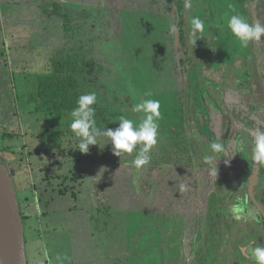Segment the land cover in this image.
Masks as SVG:
<instances>
[{
  "label": "rangeland",
  "instance_id": "rangeland-1",
  "mask_svg": "<svg viewBox=\"0 0 264 264\" xmlns=\"http://www.w3.org/2000/svg\"><path fill=\"white\" fill-rule=\"evenodd\" d=\"M57 2L79 18L71 38H66V45L64 32L58 25V52L61 51L60 56L65 58L72 56L73 66L80 70L79 79L83 89L86 93H96V114L101 127L114 130L119 126L118 118L122 115L138 119L132 107L145 93H151L150 98L160 101L161 119L158 142L151 151V162L142 169L132 165L135 153L116 157L112 154L111 144L105 145L103 138L99 141L98 151L84 155V163L86 160H96L105 163V169H109L108 174H104L107 189L98 185L101 194L97 203L100 209L86 206L84 200L78 201L76 211L71 215L58 216L61 223L56 221L57 231L43 233L44 240L40 239L34 248L32 233H29L26 225L30 264H46L48 261L51 264H72L70 260L77 257H82V264H101L103 258L113 254L112 249L107 250L105 244L99 243L100 239L96 238L93 242L88 237L89 226L84 207L87 213L94 211L102 222L103 218L105 220L104 214H107L105 210L121 209L128 203L127 193H130L131 199L136 197L131 203L137 204V220L134 221L137 228L136 264H203L199 258L203 252L200 246L205 244L204 249L208 246L211 250L215 236L218 240L215 244L224 247H221L222 253L213 252L210 259L217 256L219 260L224 259V264H241L231 259L234 255L231 246L234 243L229 239L227 229L233 219L231 223L237 224L235 235L240 237L238 233L243 230L241 219L247 216L258 218V212L245 209L239 200H236L235 206L222 207L220 200L226 197L230 199L233 188L219 179L224 171L234 174L241 169L239 183L243 185L253 165L252 138L256 131H264V37L256 43V50L254 45V54L259 57V63L254 67L249 64L250 47L241 48L227 29V17L233 14V10L243 14L242 5L236 0L191 2L188 16L190 25L193 28L191 20L194 17L204 22L203 29L197 30V55L202 63L220 71L218 74L225 79L220 86H217V81L210 80L206 88L199 85L197 71L190 76L184 72L185 57L179 42L175 0ZM256 8L259 10L257 19L264 22L263 0ZM3 9L10 10L7 6H3ZM81 14L84 15L81 17ZM173 25L174 32L171 30ZM11 55L15 58L10 70L13 73L19 74L25 69V73L42 75L47 72V61L53 55V50L49 53L41 48L33 54L30 50L12 47ZM88 62H92L94 67H85L84 63ZM213 76L211 74L210 78ZM189 78L194 80V84L188 103L190 122L187 137L194 132L200 138L221 142L227 148V155H217L204 146L203 151L209 153V165L202 156L186 151L183 144L181 155L176 152L175 145L187 138L182 132L180 119V92L184 87L183 82ZM227 79L230 80L226 82ZM56 122L69 129L71 117L69 115L66 119L58 115ZM3 156L0 152L4 160ZM192 159L193 165H188ZM10 168L18 172V167L11 165ZM118 169L121 178L113 184L112 176ZM237 183L235 181L233 185L236 187ZM85 189L93 191L94 186L87 184ZM216 190L218 194L211 200ZM183 195L191 198L185 203L189 208L180 211L178 205L186 199ZM213 199H216L214 208L218 209L213 208ZM175 202V209L170 208ZM209 206L211 209L208 212ZM218 212L222 217L217 216ZM193 214L196 218L191 217ZM211 217L216 219H209ZM257 221L253 223L258 224ZM261 223L264 225V222ZM125 248L119 254H123Z\"/></svg>",
  "mask_w": 264,
  "mask_h": 264
},
{
  "label": "crops",
  "instance_id": "crops-1",
  "mask_svg": "<svg viewBox=\"0 0 264 264\" xmlns=\"http://www.w3.org/2000/svg\"><path fill=\"white\" fill-rule=\"evenodd\" d=\"M57 5L66 11H70L57 0H0V152L4 154V161L9 166L18 167V172L14 171L16 173L14 180L21 202L20 207L27 217L25 232L27 225L29 233H32L33 248L35 244L38 245L40 239L44 240L43 233L57 231L56 221L61 223L57 217L73 214L74 210L78 208L76 205L78 201L84 200L86 206L100 209L99 203H97L100 202L101 194L98 185H103L102 188H106L104 174L109 172V169L104 167L105 163H98L96 160H86L84 163L86 156L80 153L77 147L79 139L76 137L77 140H74L75 135L70 128L60 126L61 130H57L56 123L50 117L49 108L43 105L41 91L44 88L45 79L51 77L58 69L63 71L65 75L71 73L74 67L71 55L65 58L60 56L59 52L61 51L58 52V25L60 24L64 32L65 45L66 38H71V33H67L65 20L57 13ZM3 6H7L10 10L5 11ZM83 15L81 14V17ZM12 47L25 51L30 50L33 54L35 51L39 52L41 48L49 53L53 50V55L49 56L47 61L46 74L31 75L25 73L27 71L25 69L19 74L10 71L11 66L15 64V58L11 55ZM248 56L250 57L249 64L256 67L259 63L257 62L259 60L258 55L255 56L254 51L251 50L248 52ZM194 71L197 70H193L191 74ZM184 72L189 74L185 67ZM219 72L215 71L212 66L207 71L209 75L207 77H200L198 72L197 81H199V85L207 88L211 80L217 81L219 84L217 86H220L225 79L223 75L218 74ZM211 74L215 76L210 78ZM229 80L227 79L226 82ZM187 81L193 87L194 80L189 78L183 83L185 84ZM189 92L192 94V88ZM262 92L261 89L260 93L262 94ZM181 93L182 90L180 96ZM182 125L184 124L182 123ZM187 131L186 129L182 130L186 137ZM51 136L57 139H52ZM187 138L192 140L194 144H198V151L200 147L202 150L204 146L210 148L212 143L206 137L200 138L194 132ZM98 148L95 145L94 148L90 146L89 152L94 154ZM101 168L105 170H101ZM118 171L119 169L113 173V184H116L121 178L119 177L121 172ZM87 184H92L94 190L85 189ZM176 188L178 191L179 188ZM130 196V193H127L128 203L123 208L105 210L107 214H104V222L99 221L94 211L87 213L86 206L84 207V215L89 226L88 237L93 242L98 238L100 239L99 243L107 246V250L111 251L112 249L113 254L103 258L100 261L101 264H136L137 228L134 221L137 220V204L131 203V200H135L136 197L131 199ZM184 198L186 199H183L178 205L179 209L177 208L180 211L189 208L185 203L191 197L186 196ZM214 202L211 203L213 208ZM176 204L177 202L172 204L170 208L175 209ZM210 209L209 206L208 212ZM191 217H195V214ZM253 220L257 221L256 218ZM241 222L244 220L241 219ZM109 234L111 238H108ZM124 247L126 248L123 254H119V251ZM70 261L72 264H82V257ZM59 263L62 262L59 261ZM33 264L39 263L34 262ZM46 264L51 263L48 261Z\"/></svg>",
  "mask_w": 264,
  "mask_h": 264
},
{
  "label": "clouds",
  "instance_id": "clouds-1",
  "mask_svg": "<svg viewBox=\"0 0 264 264\" xmlns=\"http://www.w3.org/2000/svg\"><path fill=\"white\" fill-rule=\"evenodd\" d=\"M262 0H252L251 6L256 8ZM193 31L191 43L195 45L197 39L196 30H202L204 22L198 17L191 20ZM227 29L243 49L258 43L264 37V22L259 19L249 21V18L233 10V14L227 17ZM175 31V26H171ZM213 51V50H212ZM151 93H145L132 107V111L138 114V119L133 120L126 116L118 118V127L113 129L97 126L96 111L97 103L95 92L82 94L77 99V106L70 112V129L79 139V152L87 155L90 146H98L101 138L105 145L111 144L112 154L123 157L133 154L132 165L136 169H142L151 162V151L158 142L159 120L161 119L160 101L150 98ZM251 159L258 165H264V131L258 130L252 138ZM210 148L215 154L225 153L227 148L221 142H212ZM244 148H241L243 151ZM224 155V156H225ZM223 156V157H224ZM227 164L228 161H225ZM101 170H105L101 168ZM100 170V172H101ZM184 186H181V191ZM253 258L256 264H264V246H258L253 250Z\"/></svg>",
  "mask_w": 264,
  "mask_h": 264
},
{
  "label": "trees",
  "instance_id": "trees-1",
  "mask_svg": "<svg viewBox=\"0 0 264 264\" xmlns=\"http://www.w3.org/2000/svg\"><path fill=\"white\" fill-rule=\"evenodd\" d=\"M192 0H175L176 3V15L179 19L178 23V29H179V42L180 46L183 50L184 53V61H183V66L186 68L187 73L191 74L193 70H197L200 74V77H207L209 76L207 71L210 69V66L206 63H202L201 57L197 55V42H198V36L196 35V43L193 45L191 43V33L193 31L192 26L190 25V22L188 20L189 16V11H190V5H191ZM236 2H239L243 6L248 9H251L254 11V8L251 6L252 0H236ZM57 13L62 16L65 20V26H66V31L67 33H73L75 30L76 24L78 23V19L76 18L71 11H66L59 7L58 5L56 6ZM244 12V11H243ZM249 21L255 20V16L253 13L248 14ZM197 32V30H196ZM254 45H255V50H256V43L252 44L250 46V49L254 51ZM248 49V48H247ZM255 55V54H254ZM256 56V55H255ZM257 59V58H256ZM257 62H259L257 60ZM209 63V62H207ZM202 66H201V65ZM84 66H93L92 62L84 63ZM79 73L80 70L77 67H73V70L71 73H65L63 71H60L59 69L54 73L51 77H47L45 81L43 82L44 88L41 91V98L44 101L43 105L47 108H49V114L51 119L56 123V128L58 130L60 129L61 124L57 123L56 121L58 120V115H62L63 118H68L70 115V112L77 106V99L80 95L86 94L85 90L83 91L80 79H79ZM190 82L187 81L184 84V88L181 93V121L184 124L183 129L188 130L187 125L189 124V109H188V103L190 99L191 93L189 92L190 89L192 88L191 85L189 84ZM42 105V106H43ZM97 105H94L95 111H97ZM102 114V113H101ZM66 116V117H65ZM96 122L97 126L101 127V123L98 121V115L96 114ZM63 132V131H61ZM180 144L175 145L177 148V153L181 155V150L182 144L185 146L186 151H191L193 153L199 154V157L202 156L205 161H208L206 163L209 165V159H207V155L209 156V153L203 151L201 147L199 148L200 150L198 151V144L195 143L186 138L185 140H181ZM191 159V158H190ZM191 163L188 165H193L192 160L190 161ZM9 166V164L7 163ZM10 167V166H9ZM222 182L226 186L231 185V181L223 179ZM230 182V183H229ZM217 193H214L211 197H215L218 194V191L216 190ZM247 188L243 186L241 183H237L236 188L231 189V197L230 199H227V201L224 199L220 200L224 206H229L230 204L235 205L236 200L240 198L242 201L241 203H252L251 200L246 201L247 195ZM19 198V195H18ZM216 199H213L215 201ZM20 202V198H19ZM248 202V203H247ZM21 203V202H20ZM215 209H218L217 207ZM21 212H22V217L24 221V226L26 224L27 217L24 215L21 207ZM220 213H217V216H219ZM215 217H211L209 219H214ZM216 219V218H215Z\"/></svg>",
  "mask_w": 264,
  "mask_h": 264
},
{
  "label": "water",
  "instance_id": "water-1",
  "mask_svg": "<svg viewBox=\"0 0 264 264\" xmlns=\"http://www.w3.org/2000/svg\"><path fill=\"white\" fill-rule=\"evenodd\" d=\"M261 167L255 163V170L249 178V195L258 214L264 217V209L254 194L259 184ZM14 174V170L0 157V264H29L26 232Z\"/></svg>",
  "mask_w": 264,
  "mask_h": 264
},
{
  "label": "flooded vegetation",
  "instance_id": "flooded-vegetation-1",
  "mask_svg": "<svg viewBox=\"0 0 264 264\" xmlns=\"http://www.w3.org/2000/svg\"><path fill=\"white\" fill-rule=\"evenodd\" d=\"M257 6L259 7V4ZM242 10L244 11L243 14L246 15L247 17H248V14H251V13L254 14L255 19L258 17L259 10L257 8H254V11L251 9H249L248 11L245 5L244 6L242 5L241 12ZM236 166L238 167V163L235 164V168H237ZM254 170H255V163H253V165L250 167L251 173L247 177L246 181L243 183V186H246L247 188V193H246L247 197H245L246 201L251 200L250 195H249V178L253 174ZM240 172H241V169L238 170L237 173H234V174H230L229 172L224 171V173L221 175L219 180H223V179L229 180L231 181V184L232 183L234 184L235 181L241 180L242 176ZM233 184H232V188L234 189L236 187ZM263 191H264V165H262L261 171L259 174V184L255 187V191H254L256 199L259 201V203L262 205L264 209V198H263L264 192ZM227 199L228 198L226 197L224 201L225 200L227 201ZM238 200L242 201L240 198H238ZM232 206H235V205H232ZM241 206H243L247 210H250V209L256 210V208L254 207L253 201L252 203H248V204H245L242 202ZM222 207H225V206L222 205ZM244 215H247V214H244ZM258 216L259 217L256 218L258 219L257 221L258 224L253 223L254 220L248 216L243 217L244 222H240L243 230L238 233L240 237H237V235H235V229H236L235 225L237 224L231 223L233 222V219L230 220L231 222L226 219H222V221L224 222H230L229 228L227 230H228V233L230 234L229 239H231V241H233L232 243H234V246H231V247L235 250V251L233 250L234 255L231 258L232 260L234 259V261H238L241 264H256V261L253 258V250L258 246H264V225H262L261 223V222H264V217L260 216L259 214ZM251 224H253V226ZM224 235H222V237ZM217 242L218 240L216 239V236H215L214 240H212L211 250H209L208 246H207V249H204L205 244L200 246V249H202L203 252L200 254L201 256H199V258L201 259L203 264H224L225 263L223 258L219 260L217 259V256L215 257L212 256L213 257L212 260L210 259V256L213 252L217 254L218 252L222 253L223 248L221 247H224V246L220 247L218 244H215ZM238 242H240V244H238ZM195 259H197V257H195Z\"/></svg>",
  "mask_w": 264,
  "mask_h": 264
}]
</instances>
